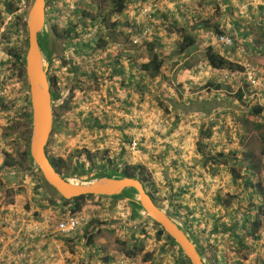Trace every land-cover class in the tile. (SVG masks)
Wrapping results in <instances>:
<instances>
[{"label":"crops","instance_id":"1","mask_svg":"<svg viewBox=\"0 0 264 264\" xmlns=\"http://www.w3.org/2000/svg\"><path fill=\"white\" fill-rule=\"evenodd\" d=\"M181 2L176 3L178 9H183ZM214 2L216 3L212 4L210 0H207L206 4L213 12L221 8L223 11L221 14L223 16L222 22H214L213 18L205 13H202L203 16L193 14L194 23L188 22L190 23L188 27L194 31L192 35L196 38V43L187 52L178 53V43L181 40L180 33H178L180 36L174 35L172 34L174 31L164 32L165 30L161 28L160 35L158 33L151 38L154 41H158V49L161 52V59L164 61L161 75L155 79L149 78L146 72L141 70V65L149 62V54L133 55V53H147V51L145 47L141 48V50H135L132 45L137 43L135 42L136 40H132L131 35L128 37L129 43L125 45L128 49L127 53H112L111 61L105 64L101 55L96 59L89 60L94 62L91 66L93 68L92 71L96 72V74L89 72L93 75V79L88 81V84L97 88V90L92 92V99H96L92 109L97 111L94 112V115L100 123L114 122L113 125L108 124V129H110L108 134L112 136L111 145L117 144L123 139L125 140L128 134V126L133 117L139 116V118H142L145 115V110H142V108L145 109L142 101H144L146 96L148 98V91L151 92L150 95L152 93L155 94L156 90L170 92L171 96L168 95L167 99L160 97L169 105L170 101L187 105L191 101L201 102L207 100L211 102L214 98L227 101L222 98L227 92L223 90L224 88L215 90L211 87V84L223 85L225 81L224 75L228 74L229 71L215 70L210 66L206 58V51L210 46L230 61L242 67L251 64L264 72V9H261V5L264 6V2L249 3L252 7H248L247 11L237 10L240 4L245 3L244 0H224L223 4L217 3V1ZM27 3L28 0H0V69L14 68L13 54L21 46L22 22L27 17V11L23 13V16L25 14L24 17L22 12ZM234 3L237 4V8L234 7ZM212 5L216 10L212 9ZM164 8L162 9L161 7V11H165L166 9ZM172 10L171 7L169 11L171 16L165 12H159V16L155 15L157 17L155 19L160 21L159 19L162 16L161 20H163V23L165 21L168 22V18L174 15ZM241 13L245 14V16H242ZM133 16L131 12L128 13L129 21H126V23L128 22L126 24L127 27L125 28L124 26V29L129 34H132V28L137 30V27L140 26ZM155 19L152 21L154 24L157 21ZM175 22L178 24L180 21ZM152 23L151 26L153 27L154 24L152 25ZM183 27L187 26L184 25ZM217 28L225 34L234 37L235 46L233 49H224L216 43ZM150 40L148 41L150 42ZM49 52L56 53V51H52L51 47ZM60 53L62 56L65 53L63 58L66 61V64L60 67L62 70L67 69L69 72L71 69L70 61L67 57L69 48L62 44ZM122 55L125 56V61L121 59ZM83 58L82 61L71 62V64H77L75 66L82 68L84 71L83 67L87 65V53L83 55ZM71 76L72 74L69 72V77ZM96 76H99L97 80H95ZM239 78L243 79V83L237 84L235 93L240 90L246 91V79L244 76H239ZM234 79H237V77ZM8 82L12 86L11 97L8 99L0 98V264H120L123 259L129 260L131 264H174L178 260L177 250L171 248L165 241L157 240L156 229L149 224L148 219L139 206L132 203L127 205L118 196L89 199V204H85L81 211L88 214L89 221L71 237H56L52 235L50 237L47 235L42 238H34L28 236V234L19 233L21 224L16 219L17 215L43 221L49 217L68 216L71 209L70 206H52L51 202L48 201L49 195L46 194L44 189L38 187L34 170H26L18 177L19 168L8 164V159L13 154L12 142L14 143L15 140L14 135L12 132L9 133L8 129L18 118L17 110L19 107H17V102L19 100L16 102L18 98L16 91L20 86V84H17L16 79L11 78ZM182 89L187 91L192 89L193 91L188 97L181 98L185 95ZM209 92L215 93L214 98L205 96L209 95ZM201 94H203V97H199ZM254 94H251L250 90L249 95L246 94L248 99L243 102L246 104L253 103ZM258 97H262L261 100L257 99L258 101L264 102V94ZM104 102L107 103V106L110 105L106 109H103ZM239 107L243 109L242 106ZM132 109H134L133 112L131 111ZM138 109L139 111L136 112ZM221 110L223 108H216L210 115L205 117L199 112L189 113V116L191 118H202L204 122H207L205 120L211 121L213 119L220 121L222 118L227 120V117L224 118L225 116L222 113L220 114ZM237 111L240 112L241 110L237 108ZM126 117L129 119H126ZM242 124L243 122L239 121L238 118L231 125V127L234 126L235 128L236 137L241 139L245 134H248ZM200 131L198 129L193 133L192 129L181 126L172 131L169 136L158 138L159 144L157 143L159 145L157 148L158 152L162 154V158L159 157L162 173L159 177L158 175L154 177L156 184L158 186L165 184H168L169 187L170 185L174 186L173 191L177 192L176 195L179 197L180 202L185 206L191 207V209H193V205H197L198 197L202 196L201 192L195 193L193 190L195 182L197 180L201 182V175L198 172L200 168L197 167L199 163L193 165V169L196 171L192 169V172H189L187 164L184 163V158L186 162V158H195L196 160L201 157L197 152V146H192L191 142L192 135L195 140L198 135L200 139ZM222 136L224 135L220 136L217 132V136L213 139L212 154L223 152L227 155L230 153L226 149L228 147L216 149L218 140L223 144L220 139ZM143 144L139 143V148L144 146ZM171 148L176 154L172 156L173 161L169 159L165 162L167 159L164 158L167 155L165 150H170ZM135 156L136 160L139 158V163L148 164L145 162L147 156L142 157L137 153ZM241 160L249 161L250 164L257 159L256 157L253 158V156L250 158L243 155ZM211 166V164H207L202 168L208 171ZM218 166L216 168H220V171H225L224 173H226L227 166L222 164ZM246 168L241 172L242 175L245 173ZM263 171L264 159L263 164L261 163L259 167L257 176L253 178L255 183L264 178ZM228 174L231 176L230 171ZM195 175L198 178H195ZM208 177L214 179L216 176L204 172L203 183L206 182ZM229 187L231 186L228 185L227 188H224L223 193H227ZM163 196L167 195L164 194ZM194 199L196 200L194 201ZM65 212L66 214H64ZM60 213L63 215H59ZM196 217L201 218L199 215H196ZM190 232L193 234L196 231ZM147 233L154 236L152 238L155 243L154 248H149L151 244L144 240ZM220 236L221 240H225L228 239L229 233L220 234ZM216 240L215 238L214 243L218 242ZM69 245L73 247L70 248ZM217 245L220 246L219 256L222 257L220 258L221 262L225 261L227 250H224L222 245ZM227 261L226 259L225 262ZM233 262L230 260L229 264ZM250 262L253 264L264 263V238L258 245H254L248 260L243 262V264H251Z\"/></svg>","mask_w":264,"mask_h":264},{"label":"rangeland","instance_id":"2","mask_svg":"<svg viewBox=\"0 0 264 264\" xmlns=\"http://www.w3.org/2000/svg\"><path fill=\"white\" fill-rule=\"evenodd\" d=\"M31 1L32 0H28L27 3L28 5L26 4L25 7L23 8L22 16L23 13H26V11L28 10ZM126 1H128L129 3L126 9L124 10V12L120 15L114 16V12L111 13L112 8L114 6L113 0H48L49 3V4L47 3L48 11H50L51 9H52L51 11H53L51 13L52 17L50 19L52 18L54 19L53 20L54 24H50L49 19L47 20V23L45 24V27L40 34L41 50L43 53V58L45 63H49L50 65L49 73H48L49 77L50 79L51 78L53 79L54 77L58 79L57 88L60 90L62 95V99H60L58 102H54V106L55 107L60 106V108L57 109L56 132L51 136L50 144L48 145L49 146L48 150L53 158L63 159L65 161V166L69 171H71L74 163L77 160L80 163H87L88 165H93L98 161H105L109 159L110 161H112L113 167L118 166L120 170L125 168V166H136L137 164H139L140 160L139 158L136 160L135 159L136 154L130 153L126 148H123L118 143L114 145L110 144L112 136L108 134V131L110 130L108 129L109 127L108 124L113 125L114 122L100 123V126H97V124L94 122L93 118L96 119V116L91 111L93 112H97V111L92 109L93 103L96 100V99H92V95H93L92 92L97 90V88L96 86L94 87L93 85L88 84L89 80L87 77H80V79H75L73 75L69 77L70 71L68 72L67 69H63L64 70L63 71L61 69L60 66L66 64V61L63 58L65 53H63V56L60 53V48L62 44L66 45V48H69V53H67V57L70 61V66H72L71 62L77 63V61H82L84 59L83 55L87 53V57H88V60L86 59L87 65L83 67V69L86 72L88 71L92 73L93 68L91 65L94 62H90L89 60L93 58L96 59L99 55H101L104 58L105 61L104 64H105L111 61L112 53H119V54L125 52L127 53L128 49L125 47V45L129 43L128 37L131 35L133 41L137 40L141 36L140 30L143 29L144 26L150 29L152 33V37H154V35L158 33H159L158 35H160V32L162 31L160 30L161 28L165 30L164 32L174 31L172 34L174 35L177 34L178 36H180L181 34L180 35L178 34L180 33L178 28L180 29L184 25L188 27L190 24L188 22L194 23L192 19L193 14L194 15L200 14L201 16H203L202 13H205L209 17H212L214 22H219V21L222 22L223 20V16L221 15L223 11L221 10V8L218 11H214V12L211 11L210 7L206 4L207 0H168L170 7H172L173 9L174 15L172 17L168 16L169 17L168 22L165 21V23H163V20H161L162 16L161 19H159L160 21H158L155 18L145 19L141 16L140 10L143 7V5L147 4L149 1L152 0H147V1L126 0ZM210 1L212 4L216 3L213 2V0ZM244 1L245 3L240 4V7L237 10L240 11L242 9V11H247L248 7H252L250 6L249 3L261 2V1L264 2V0H244ZM177 2L182 3L183 9L177 8L178 6L176 5ZM221 3L223 4L222 0H220V4ZM233 5L234 7H236L237 4L234 3ZM213 8L214 6L212 5V9ZM214 10L216 9L214 8ZM48 11H47V15L50 14V12ZM130 12L134 15L133 17L136 18V21L140 25L139 27H137V30L135 28H132V34H129L127 30L124 29V26L125 28L127 27L126 24L128 22L126 23V21H129L128 13ZM159 14L160 13L156 11L153 12L152 15L159 16ZM242 16H245V14H242ZM154 19L155 21L157 20L156 24L152 23ZM174 19L175 21L178 22L180 21L177 24L176 28H172L171 26L172 23H175ZM25 23L26 20L22 22V25H24ZM70 23H72L73 28H75L73 29L72 33H70V31H66ZM112 23H116V25L114 26L112 25ZM151 23L152 25L154 24L153 27L151 26ZM191 27H193V25H191ZM25 31H26L25 27L22 28L20 48L24 47L25 41L28 37V34ZM192 33H194V31H192ZM50 36L53 37L52 46L55 48L56 53L49 52ZM144 42L145 41L139 42L137 44H133L132 46L135 48V50L138 49L141 50V48L145 47ZM234 46L235 44L233 43L232 46H227L223 48L233 49ZM146 54L148 55V53H133V55H146ZM91 55L92 58L89 59ZM93 73L96 74V72ZM236 77L237 79L231 78V79H227L224 82L223 84L224 89H228V90H226L227 92L222 98H225L228 102L229 101L232 102L234 107H239V106H243L244 102L242 103V101L236 98L235 89L237 84H240L241 82L243 83L242 81L243 79L239 78L238 76ZM98 78L99 76H96L95 80H97ZM77 82L83 83L84 86L82 90H80V88L77 87L76 85ZM192 91H193L192 89L188 91L182 89V92L185 95L182 96L181 98L188 97ZM156 92L155 94L152 93V95H150L151 94L150 91L147 92L148 98L146 96L144 101H142L144 103L143 106H145V109L142 108V110H145L144 112L145 115L142 118H139V116H137L136 118L133 117L132 121L130 122L131 126L129 125L130 128L128 129V136L130 139H132V141L137 140L138 143L140 144L144 143L143 144L144 146L142 147L140 146V148L138 147L136 153L141 155L142 157L147 156L145 162H147L148 164L144 165V167L151 174L154 182H156L154 177L157 175L159 177L162 173L160 166L161 160L159 159V157H161L162 154L158 152L157 149L159 147L158 138H165L169 136L172 131L180 128L181 126H186L188 127V129H192L193 133L198 129L200 130L202 129L204 131H212L215 134L213 139L217 136V132H218L220 136L221 135L224 136L220 138L223 141V144L219 142L220 140H218L216 143L217 145L216 149H224V147H228L226 149H228L230 152L232 150L238 151L240 153L238 156V159H240V161H242L241 159L243 155L250 156L252 154L254 157H256L257 164H261V163L263 164L264 144L261 140L262 131L256 130L252 127H250V129L247 128L249 131L248 134H245L244 137L241 139L240 137H236L234 126L231 127L233 121L238 120V118H241L242 116L244 117V115L248 116L249 119H252V117L249 114L244 113L243 115L242 112H238L236 110L237 108L234 107L231 108L224 107L223 110L220 111V114L222 113V115L225 116L224 118L227 117V120H223L222 118L221 119L222 121L221 120L216 121L213 119L211 121L205 120L207 122H204L202 118H191L189 116L190 114L187 115L181 114L180 118L177 119L178 114L176 113V111H173L172 108H170L171 109L170 113H166L164 111V106H168L169 104L165 102V100H162L160 98L162 97L164 99H167L168 95L171 96V93L164 91L162 92L160 90L158 91L156 90ZM16 93L18 97L16 99V102L19 100V102H17V107L19 108L25 107L26 99L27 97H29V89L28 87H25V83H23L22 80H20V86L18 87ZM214 94L215 93L209 92V95H205V96L214 98ZM251 94H254V92L251 91ZM199 97H203V94L199 95ZM253 99L255 101L253 100V103L251 102L250 104L264 105V102L258 101L261 100L262 97H258L257 95L254 94ZM66 101H70L69 104L70 108H68L67 110L61 108L62 104ZM109 106L110 105L107 106V103L104 102L103 109H106V107L108 108ZM131 111L133 112L134 109H132ZM138 111L139 109L136 110V112ZM185 117L187 118L185 119ZM90 119L92 120L90 121ZM126 119L129 118L126 117ZM253 119L257 120V118H253ZM18 127L21 130L19 129L16 130L14 132L15 135H20V131L21 133L22 132L27 133L26 122H23L22 126L19 125ZM8 132L10 133L12 131L8 129ZM225 132L227 133L225 134ZM198 140L200 141L199 135L196 140L192 135L191 138L192 146L195 145L197 146L199 142ZM22 141L24 143V140ZM128 141L129 140H126L125 142L126 147L128 144L132 142V141L131 142ZM12 147H13V154H11L8 161L10 160V163H18L20 162V156L17 154L18 148L15 142L14 143L12 142ZM213 147L214 146L212 145L211 148ZM165 151L167 152L166 157H164L167 158L165 162L168 161L169 159L173 161L172 156L173 154L176 153L173 152L172 148L170 150H165ZM215 154L217 153H214V155ZM186 159H187L186 160L187 163L185 162V158H184V163L187 164L188 166L187 168H189V172H192L193 165H196V163H199V166L197 167L200 168L198 172L201 175V182L198 181L197 179H196L197 181L194 180L196 182L195 185L193 186V190L195 191V193L201 192L202 196L198 197L199 201H197L198 202L197 205L196 204L193 205L192 208L193 210H195V214L201 216L200 219H202V221H200L201 225H199L198 228L195 230L197 235L200 236L199 238L201 239V245L204 249L201 251L202 256L207 264H216L214 256L216 255L219 256L220 246L217 244H220L222 245L224 250H227L225 253V258L228 260L229 263L230 260L233 261V258L235 257V253L231 250L230 247L231 245L230 236H228V239L224 238L225 240L223 239L221 240L220 239L221 236H219L218 240H216L219 243L218 242L214 243L215 238L209 239L207 237V233L203 234L201 232L202 229H206L207 232H211L213 223L216 222L215 220L218 215V209L215 206V201L213 200V198L216 192L221 191L216 189L217 185L219 184L218 179L220 183H224L225 188H227L228 185L231 186L229 187L227 193H223L225 189L222 190V194H225L224 196H226L229 199L231 198L230 200L231 207L229 208V210L223 209L224 211L223 212L220 211L219 213V215L223 214L222 217L225 223H230V218L226 217L228 213H231L236 218H242L244 212H246L247 209H251L256 213V209L255 208L253 209L251 206L253 204L252 199H249V193L244 191L242 188L235 189L236 186L234 185V183H232L231 176L228 174L230 171L229 170L230 166L225 165L227 166L226 173H224L225 171H219L216 175H214L216 176L214 179L208 177V179L206 178L207 179L206 182L203 183L204 172H208L202 168L204 167L202 166L204 165L203 158L200 157L199 159L196 160L195 158H190V159L186 158ZM244 163L242 165L236 166L238 171L242 172L246 168L247 163L246 162ZM23 172L24 170L19 169L18 177L21 174H23ZM195 176H196L195 178H198L197 175ZM70 179L75 180L76 182L79 183H89L95 180V179L93 180V179H73V178ZM262 180L264 181V178H262ZM158 188H160L161 190V194L159 193L160 196L158 198V201L160 202V204H162L164 208L163 210H165L170 214L169 206H168L169 201L168 199H166V196L163 195L166 194L167 196H169L168 191H173L172 190L173 188L169 187L168 184L160 185ZM204 191L205 193H203ZM119 199H121L127 205H130V203H132L134 205L139 206L137 204V195L133 191L125 192L122 196H119ZM195 200L196 199H194V201ZM87 203L89 204V199L84 201L83 204L85 205ZM64 214H66V212ZM59 215H63V214L60 213ZM175 220L178 222L180 226H182V228L187 232V234L190 237H192L193 240H195L196 238L195 233L192 234V232H190V230L187 227H185L184 224H182L177 219ZM263 222H264V217H263ZM262 235H263L262 238H264V227H263ZM145 236L146 238L144 240H146L148 244H151L150 245L151 247L149 248L152 247L154 248L155 243L152 240L154 236L150 233H147ZM69 247L72 248L73 246L69 245ZM261 264L264 263L262 262Z\"/></svg>","mask_w":264,"mask_h":264},{"label":"trees","instance_id":"3","mask_svg":"<svg viewBox=\"0 0 264 264\" xmlns=\"http://www.w3.org/2000/svg\"><path fill=\"white\" fill-rule=\"evenodd\" d=\"M147 1V0H146ZM216 0H213V2ZM224 2V0H223ZM128 1L126 0H113V8L111 13L114 12V16L120 15L124 12L126 7L128 6ZM218 3V2H217ZM163 9V8H162ZM162 9H159L158 12H165L166 14L170 15V12L167 8L165 11H161ZM261 9H264V6L261 5ZM152 18H156L154 15ZM168 18V17H167ZM177 22L171 24L173 25L172 28H176ZM85 25V24H84ZM112 25H116V23H112ZM26 29L25 32H27L26 24L22 25V28ZM70 33L73 32V26L70 24ZM179 29V28H178ZM179 32L181 34V40L178 43V53H185L189 49H191L195 43L196 38L194 35H192V29L189 27H182L179 29ZM28 34V32H27ZM41 34V33H40ZM216 35H228L225 34L222 30L217 28V34ZM231 36V35H230ZM231 38L234 39V37L231 36ZM235 40V39H234ZM28 40L26 39L24 47H21L18 49V51H15L13 54L14 57V69L19 70L20 74V80L25 83V87H28L27 80L25 78V72H24V63H25V53L27 49ZM100 45V44H99ZM145 48L147 53L149 54V62L144 63L141 65V70L146 72L147 76L151 79H155L158 76L161 75V69L164 64L163 59H161V52L158 49V41H154V39H151L150 42L147 40L144 42ZM88 47V46H87ZM26 48V49H25ZM52 51H55V48L52 46ZM92 57V55H91ZM91 57L89 59H91ZM206 58L210 66L219 71H229L230 73L233 72H242L244 70V67L241 65L234 63L221 55L218 51H216L212 46L208 47L206 51ZM88 59V57H87ZM74 64V63H73ZM71 66L70 72L75 77V79H79V77H87L88 80H92L93 76L88 71H83L82 68H79L75 65ZM225 82V81H224ZM51 87H52V96L53 101L58 102L60 99H62V95L58 87V79L54 77L53 79H50ZM77 87L82 90L83 83L77 82ZM75 85V86H76ZM211 87L215 90H221L224 88V85L222 84H211ZM29 89V88H28ZM228 90V89H223ZM249 86L247 85L246 91L240 90L236 92V98L240 101L247 100L246 94L249 95ZM70 101H66L62 104L61 108L67 110L70 108ZM162 105V104H161ZM163 106V105H162ZM170 106V107H169ZM223 106H226V108L234 107L232 102L228 101H222L214 98L211 102L204 100L201 102H192L190 104H179L176 101H170V105L164 106V111L166 113H170L171 109L173 111H176L178 114L177 119L180 118V115H187L189 113L193 112H199L200 114L204 115H210L216 108H224ZM60 108V106L54 107V128L52 131V134L56 132L57 128V109ZM239 108V110L245 112V114H249L253 118L256 119H249L248 116L244 115L241 118H239V121L243 122V127L246 129H250V127L262 131L261 134V140L264 144V106L261 105H252V104H245L242 106L243 109L240 107H234ZM237 110V109H236ZM240 111V112H241ZM18 112V118L17 121L13 123L12 126L9 127V129L12 131V134L15 137L14 142L17 145L18 148V155L20 156V162L18 163H10V160L8 161V164L12 166H17L16 168H19L21 170H34L36 173V180L38 182V187L45 190L46 194L49 195L48 201L51 202L52 206L54 205H63V206H70L71 209V215H76L77 213L81 212L84 207V201L88 199H93L96 197L102 198V196H85L76 198L73 200H62L57 198L56 196H53L50 191H47L44 184L42 183L39 175H38V169L34 167V164L30 158V142H31V109H30V102L29 97L26 99V106L21 107L17 110ZM93 114L94 112L91 111ZM89 112V113H91ZM242 112V114H243ZM93 116V115H90ZM249 116V117H250ZM92 118V117H90ZM88 120V119H87ZM92 119H90L91 121ZM94 122L97 124V126H100V121L98 119H94ZM26 122L27 124V133L20 131V135H15L14 132L16 130H21L18 126H22V123ZM131 126V124H129ZM241 125V124H240ZM252 125V126H251ZM17 126V127H16ZM128 126V128H130ZM248 129L246 131H248ZM202 130V129H201ZM249 132V131H248ZM51 134V136H52ZM213 134L212 131H200V141L197 144V152L203 158V166L207 164H211L212 166L208 169V173L212 175H216L220 168H216L219 164L222 165H228L232 180L234 185L236 186V189L242 188L244 191L249 193V199H252L253 204L251 205L252 208L256 209V213L252 211L251 209H247L246 212H244L242 218H236L231 213H228L226 217L230 218V223H225L223 220V214L219 215L220 211H224L223 209L229 210L231 207L230 200L231 198H227L224 196L225 194H222L221 191L216 192L214 195L213 200L215 201V206L218 209V215L216 218V222L213 223L211 232H207L206 229H202L201 232L203 234L207 233V237L210 238H216L218 240L219 234H225L229 233L230 241H231V250L235 253V257L233 258L234 264H243L248 258L251 253V250L253 249L254 245H258L259 242L262 241V232L264 227L263 217H264V181L260 180L258 183H255L253 181V178L257 176V172L259 170V167L261 164H257L256 160L253 161V163L249 164V161H240L238 159L239 152L232 150L227 155L223 152L212 154L211 150L213 148ZM24 140V143L23 141ZM126 140H129L128 142H131L132 139L129 138L128 134L125 140L123 142L125 143ZM50 144V141L48 145ZM49 147V146H48ZM47 147V154L49 156L51 164L54 166V168L63 175L65 178H73V179H99L103 177H110V176H117V177H129L133 179H139L147 189L149 195L152 197L154 202L157 204L158 207L161 209H164L162 204L158 201L159 193L161 194L159 186L154 182L152 179L151 174L145 169L144 165L139 163L136 166H125L122 170L118 166L113 167L112 161L109 159L105 161H98L97 163H94L93 165H88L87 163H80L78 160L74 163L71 171L67 169L65 166V161L63 159H55L53 158L48 150ZM125 148V147H123ZM126 150V149H125ZM124 152V151H122ZM243 153V152H242ZM264 153V150H263ZM10 156V155H9ZM253 156V155H252ZM249 156L250 158L252 157ZM247 157V155H245ZM108 158V157H105ZM253 158H255L253 156ZM244 162L247 163L245 173L242 175L240 171L236 168L238 165H242ZM245 164V163H244ZM221 174V173H220ZM1 184V183H0ZM171 188H174L172 185H170ZM174 190V189H172ZM4 191V188H3ZM2 191V192H3ZM133 191L136 195L135 190ZM184 191V190H183ZM169 196H166V199L169 201V211L172 217L180 221L182 224L185 225L190 231L196 230L200 223V219L196 217L195 211L191 209L189 206L183 205L182 202H180L179 197L176 195L177 192L175 191H168ZM219 216V218H218ZM149 224L152 225L154 229H156V238L158 241H165L167 245H169L171 248L176 250L175 244L172 241V239L165 233L162 227L158 225L157 223L151 221L148 219ZM210 235V236H209ZM195 242L199 246L200 250H204L201 245V239L200 236L197 235L195 232ZM193 236V237H195ZM193 239V238H192ZM178 253V260L174 264H190V262L187 260V258L180 252ZM221 256H214L215 263L216 264H229L228 261L224 262V260L221 262Z\"/></svg>","mask_w":264,"mask_h":264},{"label":"water","instance_id":"4","mask_svg":"<svg viewBox=\"0 0 264 264\" xmlns=\"http://www.w3.org/2000/svg\"><path fill=\"white\" fill-rule=\"evenodd\" d=\"M46 1L32 0L29 4L26 17L28 44L24 63L32 119L29 153L46 190L53 196L68 201L92 195L119 197L127 191L135 190L137 204L145 217L163 228L190 264H207L195 240L179 226L172 215L157 206L139 179L110 176L89 183H79L63 177L51 164L46 151L54 128L55 106L48 74L50 65L44 61L40 43V33L46 24Z\"/></svg>","mask_w":264,"mask_h":264},{"label":"built area","instance_id":"5","mask_svg":"<svg viewBox=\"0 0 264 264\" xmlns=\"http://www.w3.org/2000/svg\"><path fill=\"white\" fill-rule=\"evenodd\" d=\"M220 3V0H217ZM161 7H166L170 11V4L168 0H152L147 4L143 5L140 10V14L143 18H152L153 12L159 11ZM170 7V8H169ZM173 12V10H172ZM140 37L135 41L136 43L150 40L152 33L150 29L145 26L140 30ZM216 43L220 46L227 47L232 46L234 43L233 38L229 35H220L216 38ZM121 59L125 61V56L122 55ZM244 76L246 79L249 89L255 93L257 96L264 94V72L256 66L247 64L244 66L243 72H233L229 73L224 77V79H229V77ZM16 79L17 84H20V74L19 70L14 68L0 69V98H10L12 86L9 80ZM118 144L125 147L130 153L136 154L139 147L137 140H133L127 145L123 141H119ZM223 176V175H222ZM221 176V177H222ZM217 185V190H223L225 188L224 183ZM88 215L85 213H77L76 215H68L61 217H49L45 218L43 221H37L32 217L17 215L16 219L20 222L21 226L19 228V233L28 234L31 237H45V236H60V237H70L76 233L80 227L88 222ZM120 264H131L129 260L123 259Z\"/></svg>","mask_w":264,"mask_h":264},{"label":"flooded vegetation","instance_id":"6","mask_svg":"<svg viewBox=\"0 0 264 264\" xmlns=\"http://www.w3.org/2000/svg\"><path fill=\"white\" fill-rule=\"evenodd\" d=\"M47 3H48V0L46 1V14H47V11H48V5H47ZM49 4V3H48ZM50 10V9H49ZM52 10V9H51ZM48 11V12H50V14H48V15H46V23H47V20L49 19V22H50V24H54V19L52 18V19H50L52 16H51V13L53 12V11ZM71 24V26H73V24L72 23H70ZM70 24L68 25V27H67V29H66V31H70ZM51 26H53V25H51ZM53 28V27H52ZM73 29H75V28H73ZM77 32V31H76ZM52 39H53V37L52 36H50V46H49V49H50V47H51V49H52Z\"/></svg>","mask_w":264,"mask_h":264},{"label":"clouds","instance_id":"7","mask_svg":"<svg viewBox=\"0 0 264 264\" xmlns=\"http://www.w3.org/2000/svg\"><path fill=\"white\" fill-rule=\"evenodd\" d=\"M216 1H217V0H216ZM217 2H218V1H217ZM218 3H219V2H218ZM25 24H26V23H25ZM218 36H220V35H216V38H217ZM229 36H230V35H229ZM233 40H234V39H233ZM222 47H223V46H222ZM243 71H244V70H243ZM243 71H242V72H243ZM229 73H230V72H229ZM229 73H228V74H229ZM228 74H226V75H228ZM226 75H224V77H225ZM235 77H236V76H235ZM235 77H229V79H231V78H235ZM238 77H239V76H238ZM224 80L226 81V79H224ZM79 213H80V212H79ZM82 213H84V212H82ZM85 214H86V213H85ZM70 215H71V213H70ZM57 217H61V216H57ZM88 217H89V216H88ZM147 219H148V218H147ZM88 220H89V218H88ZM87 223H88V222H87ZM87 223H86V224H87ZM86 224H85V225H86ZM83 226H84V225H83ZM80 228H81V227H80ZM80 228H79V229H80ZM74 234H75V233H74ZM70 237H71V236H70ZM175 247H176V246H175ZM176 250L179 251L177 248H176Z\"/></svg>","mask_w":264,"mask_h":264},{"label":"bare ground","instance_id":"8","mask_svg":"<svg viewBox=\"0 0 264 264\" xmlns=\"http://www.w3.org/2000/svg\"><path fill=\"white\" fill-rule=\"evenodd\" d=\"M180 226V225H179ZM182 227V226H181Z\"/></svg>","mask_w":264,"mask_h":264}]
</instances>
